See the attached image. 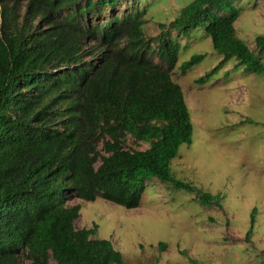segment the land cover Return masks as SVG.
<instances>
[{
    "label": "trees",
    "instance_id": "16d2710c",
    "mask_svg": "<svg viewBox=\"0 0 264 264\" xmlns=\"http://www.w3.org/2000/svg\"><path fill=\"white\" fill-rule=\"evenodd\" d=\"M241 2L191 0L148 37L147 0H0V264H131L97 224L76 227L74 200L136 208L153 178L195 189L170 166L194 130L173 72L207 53L178 65L180 40L263 74L264 35L252 49L236 32Z\"/></svg>",
    "mask_w": 264,
    "mask_h": 264
},
{
    "label": "rangeland",
    "instance_id": "374dc122",
    "mask_svg": "<svg viewBox=\"0 0 264 264\" xmlns=\"http://www.w3.org/2000/svg\"><path fill=\"white\" fill-rule=\"evenodd\" d=\"M147 1L146 32L154 37L158 23H169L191 0ZM241 6L236 32L254 49L255 36L264 35V0H242ZM180 42L186 47L178 65L194 51L207 53L186 73L179 67L173 72L194 130L170 166L177 179L195 189L153 178L136 208L101 196L91 201L76 198L81 215L75 225L97 224L94 236L110 239L131 264H261L264 73L246 72L234 60L222 63L208 38ZM204 192L213 198L203 200Z\"/></svg>",
    "mask_w": 264,
    "mask_h": 264
}]
</instances>
